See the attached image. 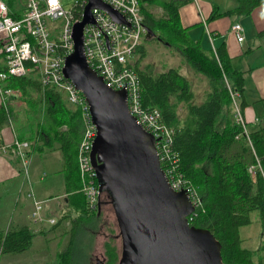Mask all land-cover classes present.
Wrapping results in <instances>:
<instances>
[{
    "label": "trees",
    "instance_id": "trees-1",
    "mask_svg": "<svg viewBox=\"0 0 264 264\" xmlns=\"http://www.w3.org/2000/svg\"><path fill=\"white\" fill-rule=\"evenodd\" d=\"M143 1L160 5L165 14H153L146 9ZM262 2L264 0H239L238 7L225 12L214 8L209 19L225 14L249 13ZM141 4L145 25L154 33L152 38L175 47L196 72L210 79L211 90L205 100L200 104L193 103L190 80L178 68L170 67L158 73L141 69L140 57L145 56L146 49L141 45L135 50V53H141L134 67L140 79L142 103L159 108L163 121L174 128L171 148L176 158V168L201 196L203 207L198 208L191 223L209 229L219 240L225 264H264V255L261 254L264 250V178L260 172L253 177L248 170L256 158L247 137H237L242 127L234 122L231 96L225 80L226 77L233 87L241 91L243 105L246 72L233 66L224 43L217 47L216 56L213 50L206 51L202 47L201 40L191 37L188 27L181 23L179 0H141ZM260 35H264V30ZM3 68L0 65V69ZM4 87L19 89L33 113L37 114V119L41 117L29 126L31 145L28 156L60 144L66 209L50 229L68 221L71 230L66 247L57 253L56 264H93L92 249L101 228L102 213L100 204L97 211H90L81 189L78 148L85 124L80 106L69 105L62 92L43 87L38 75L10 76L4 81ZM33 92L38 95L34 97ZM172 98L176 102L171 101ZM261 101L264 105V99ZM180 102L187 107L184 120L178 114ZM0 117V121L9 118L4 107L1 108ZM26 132L27 129L20 132L19 138L26 139ZM249 135L264 169V127L250 129ZM94 179L99 186L101 179L97 173ZM103 193L107 194L115 208L111 190L103 188L101 196ZM254 211L259 215L263 243L252 250L242 245L240 228L252 223ZM38 233L46 234L44 230L36 232L28 225L1 230L0 255L27 251ZM118 236L120 234L111 229L104 240L105 258L100 264H118L121 256V247L116 243Z\"/></svg>",
    "mask_w": 264,
    "mask_h": 264
},
{
    "label": "built area",
    "instance_id": "built-area-1",
    "mask_svg": "<svg viewBox=\"0 0 264 264\" xmlns=\"http://www.w3.org/2000/svg\"><path fill=\"white\" fill-rule=\"evenodd\" d=\"M124 16V21L116 20L110 12L100 7L92 8L94 22L85 24L84 53L89 65L100 74L105 83L113 89H124L130 113L157 140V149L161 165L171 186L176 190H186L197 214L203 207L197 188L176 168V158L171 148L174 128L162 119L157 107L144 106L141 98L139 75L132 57L138 46L145 45L149 38L144 22L141 0H102ZM89 0H0V95L2 107L8 114L9 98L20 96L19 89L5 88L4 81L10 76L34 75L45 88H53L64 94L66 100L79 105L84 119V131L78 148V163L82 178V191L85 193L90 211L98 209L101 190L95 183L96 169L91 162V150L97 134V128L91 119L89 104L83 93L74 83L65 77L63 68L66 57L74 50L73 26L83 19ZM237 39H245L240 22L232 25ZM217 56L216 49H214ZM232 105L234 122L242 127L237 135H245L256 157V164L248 167L253 177L260 172L264 178V169L256 153L248 122L243 113L241 91L233 87L225 77ZM10 115V114H9ZM10 117V116H9ZM29 141L16 137L8 147V152L19 158L23 173H28ZM33 194V193H29ZM32 222L43 226L54 225L58 218L47 216L44 212L45 200L34 196Z\"/></svg>",
    "mask_w": 264,
    "mask_h": 264
},
{
    "label": "water",
    "instance_id": "water-1",
    "mask_svg": "<svg viewBox=\"0 0 264 264\" xmlns=\"http://www.w3.org/2000/svg\"><path fill=\"white\" fill-rule=\"evenodd\" d=\"M124 16L102 0H89L84 17L73 26L74 50L66 57L64 75L83 93L97 134L91 162L110 189L122 241L118 264H225L221 243L207 228L189 221L194 211L186 190L171 186L154 134L133 116L124 89L109 87L84 53L86 23L94 22L92 8ZM148 35L153 31L148 27Z\"/></svg>",
    "mask_w": 264,
    "mask_h": 264
},
{
    "label": "crops",
    "instance_id": "crops-1",
    "mask_svg": "<svg viewBox=\"0 0 264 264\" xmlns=\"http://www.w3.org/2000/svg\"><path fill=\"white\" fill-rule=\"evenodd\" d=\"M179 1L181 23L184 27H188L187 31L191 37L194 40H201V45L206 51H214L224 43L232 58L233 66L246 72L245 89L242 96V101H244L242 105L243 113L248 122L249 130L264 127V105L261 101L264 99V35H260V32L264 30V2L255 6L249 13L225 14L209 19L214 8H217L219 12L235 9L239 6V0ZM146 9L155 14L152 9L147 7ZM236 22H240L243 26L245 39L242 42L237 39L232 31V25ZM152 36L154 34L148 38L149 43L152 42ZM148 44L145 45L147 51L150 49V46H147ZM170 67H176L182 73L179 66ZM185 76L190 80L191 90L194 94L192 81L187 75ZM210 90L211 86L208 85L204 97L199 100L195 99L194 95L192 102L202 103ZM37 95L36 92H33L34 97ZM2 101L0 95V112L3 105ZM24 101L22 93L20 96L10 97L8 106L12 114L9 113V118L6 117L0 121V231L28 225L36 232H40V230L47 232L53 225L39 226L32 222L31 212L34 209V199L28 196L30 192H28V189L33 190L38 199L49 201V198L59 199L62 197V200H64L66 196L65 178L61 171L63 168V155L59 143H56L53 148L45 152H34L29 157V173L25 174L20 161L7 151L13 140L16 137L19 138L23 125L28 121L27 117L24 120L21 114L25 112L33 113L27 106L23 108ZM22 108L25 111H22ZM18 113L20 115L17 116ZM50 172H53L54 175L47 179ZM48 189H53L54 193L47 195ZM57 199L52 200L49 204L45 202L44 212L47 216L54 215L53 206L57 207L63 203L62 200ZM61 207L65 208V203ZM240 234L242 245L252 250L259 248L263 243L261 231L258 233L256 240L252 241L254 236L248 225L240 228ZM37 236L38 234L35 237ZM32 247L33 243L23 253L8 252L1 254L0 264H30L24 262L22 256L28 254V252L30 253ZM261 254L264 255V250Z\"/></svg>",
    "mask_w": 264,
    "mask_h": 264
},
{
    "label": "rangeland",
    "instance_id": "rangeland-1",
    "mask_svg": "<svg viewBox=\"0 0 264 264\" xmlns=\"http://www.w3.org/2000/svg\"><path fill=\"white\" fill-rule=\"evenodd\" d=\"M143 3L147 8L152 9L153 12L157 16L164 14V10L162 9L161 6L156 5V4L151 5L150 3H148V1H143ZM151 41L152 42L149 43V40L147 39L145 42V45L149 43L147 46H150V49L148 51L146 50L145 56L140 57L141 60H140L139 67L141 69H150V71H152L153 73H158L160 71L166 70L170 66H179L181 68L182 73L187 75L192 81V88L194 90L195 99L196 98L199 100L202 99L206 91L208 90V85L211 86L210 80L208 81V77L205 76L204 74L196 72L189 65V63L186 61L184 56L175 47L171 46L166 41H162V40L154 39V38ZM139 56H141V53L140 54L135 53L133 55L132 57L133 63L136 61V58ZM171 101L176 102L174 98H172ZM24 102L25 104L23 103L24 105L23 108L27 106L30 110L31 108L29 104L27 103V101H24ZM68 104L71 105L70 103ZM23 108H22V111H25L23 110ZM186 113H187L186 104L184 102L178 103V114L181 120H184V118L186 117ZM30 114H31V117H29ZM18 115H20V113H18L17 116ZM21 116L24 120L26 119V117L28 119V121L23 125V129H22V131L24 129H27V132H26L27 136H26V139H22V140L29 141L28 137H30L31 135V132L29 131V126L31 123L35 124L41 117L37 119V114L31 113V112L30 113L25 112L21 114ZM17 159L19 160V158ZM20 164H21V161H20ZM29 167L30 165L28 164V173H29ZM21 168L23 169L22 164H21ZM53 175L54 173L50 172L48 174L47 179H49ZM28 192L33 193L34 196L37 197L33 190L28 189ZM46 193H48L47 195H52V193H54V190L48 189ZM33 194H28V196L33 197ZM53 196H50V197H53ZM65 198H67V196H65ZM65 198L64 200H62V197H60L59 199L62 200V202L65 203L66 205ZM54 199H57V198H54ZM54 199L49 198V201L48 200H45V201L47 204H49ZM63 203L59 204L57 207H54V206L52 207L53 213L58 218V220L60 219V217L62 216V213L66 209V207L65 208L61 207ZM99 204H100V210L102 213V219L99 223L100 225L99 228L100 227L101 228L99 229V232L97 233L98 235L94 242V248L92 249L93 264L95 263L100 264V262H102V260L105 258L104 240L110 234L111 229H114L118 234H120V228H119L118 220L116 217L115 208L112 202L108 200L106 193H103V195L100 196ZM99 204H98V208H99ZM252 219L253 221L251 224L248 225V228L253 232L254 237L252 238V241H255L258 233L261 231V223L259 221V215L257 211L252 212ZM70 230H71V223L68 221H65L55 229H48L47 232H45L46 234L38 233V236L35 237L33 240L32 251L22 256V258L24 259V262H28L30 264L32 263L56 264L57 253L59 250L66 247L67 242L69 240ZM243 231H245V229H243ZM116 243L122 248V241H121L120 236H118Z\"/></svg>",
    "mask_w": 264,
    "mask_h": 264
},
{
    "label": "bare ground",
    "instance_id": "bare-ground-1",
    "mask_svg": "<svg viewBox=\"0 0 264 264\" xmlns=\"http://www.w3.org/2000/svg\"><path fill=\"white\" fill-rule=\"evenodd\" d=\"M256 158V157H255ZM253 164H256V162L255 163H253Z\"/></svg>",
    "mask_w": 264,
    "mask_h": 264
}]
</instances>
